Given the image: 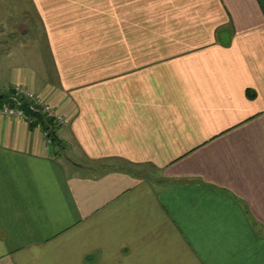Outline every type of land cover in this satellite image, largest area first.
<instances>
[{
  "label": "crops",
  "instance_id": "0c3cea01",
  "mask_svg": "<svg viewBox=\"0 0 264 264\" xmlns=\"http://www.w3.org/2000/svg\"><path fill=\"white\" fill-rule=\"evenodd\" d=\"M15 87L0 264H264V0H0Z\"/></svg>",
  "mask_w": 264,
  "mask_h": 264
},
{
  "label": "built area",
  "instance_id": "2783aa9c",
  "mask_svg": "<svg viewBox=\"0 0 264 264\" xmlns=\"http://www.w3.org/2000/svg\"><path fill=\"white\" fill-rule=\"evenodd\" d=\"M16 93L21 94L20 99H22L25 102L29 103V107L32 111L36 112L38 115H40L42 118L48 121L49 125L52 126V129L56 126L62 125L66 123V117L59 113L55 107L48 104L44 100H42L39 96L34 94L32 91H28L25 89H20L19 87H15ZM0 113L5 115H16L20 118H26L29 123H34L36 118V115L30 114L26 115L23 113L21 108L15 104L13 106H10L8 104H3L0 107ZM46 138L47 142H52V137L49 135V131L46 129Z\"/></svg>",
  "mask_w": 264,
  "mask_h": 264
},
{
  "label": "trees",
  "instance_id": "16d2710c",
  "mask_svg": "<svg viewBox=\"0 0 264 264\" xmlns=\"http://www.w3.org/2000/svg\"><path fill=\"white\" fill-rule=\"evenodd\" d=\"M28 111L31 112V114L36 115V118H38L39 120H41V122L45 123V128H46L47 130H51V129H52V126L49 125L48 121L45 120L44 118H42V117H41L40 115H38L36 112L32 111V110L30 109V107H28ZM50 134H52V135H50V136L53 137V132H52V131H50Z\"/></svg>",
  "mask_w": 264,
  "mask_h": 264
},
{
  "label": "water",
  "instance_id": "95a60500",
  "mask_svg": "<svg viewBox=\"0 0 264 264\" xmlns=\"http://www.w3.org/2000/svg\"><path fill=\"white\" fill-rule=\"evenodd\" d=\"M64 157H65V159L68 161V162H70V163H72V164H76L69 156H67V154H64ZM77 165V164H76Z\"/></svg>",
  "mask_w": 264,
  "mask_h": 264
}]
</instances>
